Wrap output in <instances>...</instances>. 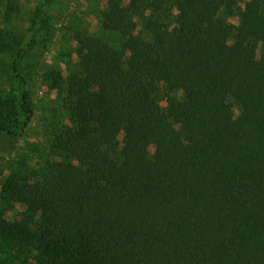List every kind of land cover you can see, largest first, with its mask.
<instances>
[{"label": "trees", "instance_id": "16d2710c", "mask_svg": "<svg viewBox=\"0 0 264 264\" xmlns=\"http://www.w3.org/2000/svg\"><path fill=\"white\" fill-rule=\"evenodd\" d=\"M235 1H108L80 69L50 75L69 111L53 131L63 158L6 178L2 198L26 211L0 217L2 241L35 264H264V0L230 26ZM157 79L183 94L170 116ZM19 101L0 98L10 138L34 114L31 92Z\"/></svg>", "mask_w": 264, "mask_h": 264}, {"label": "rangeland", "instance_id": "374dc122", "mask_svg": "<svg viewBox=\"0 0 264 264\" xmlns=\"http://www.w3.org/2000/svg\"><path fill=\"white\" fill-rule=\"evenodd\" d=\"M108 1L0 0V98L18 108L22 94L29 91L34 109L32 119L20 135L10 138L0 133V217L5 220L21 219L26 211L23 203L2 198L6 178L17 172L27 177L40 176L47 160L63 158L53 152V131L69 122V111L64 89L53 88L54 79L50 75L55 71L66 77L80 69V57L85 51H81L79 40L101 32ZM248 1L236 0L231 12L223 10L220 15L228 25L239 26L241 12ZM173 13L178 14L176 9ZM169 24L172 31L177 30L174 21ZM137 33H140V23ZM253 48L258 58L264 57V42H254ZM157 83L159 105L170 116L171 101L182 99L183 94L181 91L169 93L160 79ZM231 102V112L236 117L241 108L236 101ZM123 139L124 131L119 135L120 146ZM149 149L157 159V149L154 146ZM157 162L158 166L160 161ZM35 263L26 249L9 246L0 239V264Z\"/></svg>", "mask_w": 264, "mask_h": 264}]
</instances>
